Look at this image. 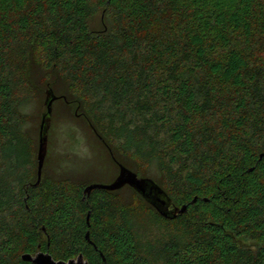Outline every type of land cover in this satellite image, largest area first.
Here are the masks:
<instances>
[{"label":"trees","instance_id":"1","mask_svg":"<svg viewBox=\"0 0 264 264\" xmlns=\"http://www.w3.org/2000/svg\"><path fill=\"white\" fill-rule=\"evenodd\" d=\"M37 67L52 120L75 109L117 176L187 212L169 220L129 186L36 185L17 88ZM263 154L264 0H0V264H264ZM128 190L146 215L118 201Z\"/></svg>","mask_w":264,"mask_h":264},{"label":"rangeland","instance_id":"2","mask_svg":"<svg viewBox=\"0 0 264 264\" xmlns=\"http://www.w3.org/2000/svg\"><path fill=\"white\" fill-rule=\"evenodd\" d=\"M100 15L95 21L97 27L101 23ZM46 82L44 71L37 67L31 71L27 81L17 88V97H20L23 103L20 108L25 119L22 130L34 141L38 139L42 113L45 111L43 87ZM74 110L65 108L62 103L55 104L47 154L50 166L43 175L44 186L52 184L55 179L65 180L70 176L74 185L84 191L93 183L109 182L117 176L116 169L106 153L97 145L98 140L86 132L85 123L77 117L78 112ZM130 192L129 190L123 192L117 197L118 201L133 203L130 204L131 208L146 215L148 209L140 199L133 198Z\"/></svg>","mask_w":264,"mask_h":264},{"label":"water","instance_id":"3","mask_svg":"<svg viewBox=\"0 0 264 264\" xmlns=\"http://www.w3.org/2000/svg\"><path fill=\"white\" fill-rule=\"evenodd\" d=\"M58 98L55 96L54 92L49 89L47 91L45 107L46 112L42 114V120L40 124L39 131V149H38V171H37V183L39 185L42 181L43 170L45 167V162L48 154V144H49V131L51 129L52 124V115H53V105L55 100ZM66 99V98H65ZM264 159V154L261 155L260 160ZM119 165V174L112 183L104 184V183H93L89 185L84 191V199L90 196L94 190H105V191H119L126 186L134 189L139 195L152 205L160 215L163 217L173 220L178 216L183 215L187 212L188 206L185 205L181 208L175 207L173 205L172 199L168 196L167 192H165L156 182L155 180L141 178L137 173L128 169L127 167ZM252 169L251 171H253ZM207 201V200H206ZM197 199H194L193 203H196ZM87 223L90 226V214L87 218ZM43 231L46 232V229L43 228ZM90 233L88 232L86 235V239L92 243L90 240ZM103 256V255H102ZM22 259L26 262H30L32 264H90L88 260L85 259L83 254H80L77 258L71 259L69 261H58L53 258V256L49 252L40 251L35 255L32 254H24L22 255Z\"/></svg>","mask_w":264,"mask_h":264},{"label":"bare ground","instance_id":"4","mask_svg":"<svg viewBox=\"0 0 264 264\" xmlns=\"http://www.w3.org/2000/svg\"><path fill=\"white\" fill-rule=\"evenodd\" d=\"M52 122H53V120H52Z\"/></svg>","mask_w":264,"mask_h":264}]
</instances>
